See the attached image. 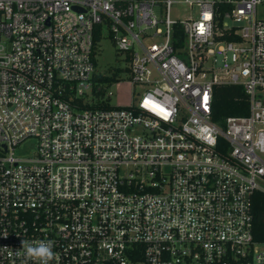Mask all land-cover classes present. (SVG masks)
Segmentation results:
<instances>
[{"label": "built area", "instance_id": "built-area-1", "mask_svg": "<svg viewBox=\"0 0 264 264\" xmlns=\"http://www.w3.org/2000/svg\"><path fill=\"white\" fill-rule=\"evenodd\" d=\"M97 31L141 88L129 106L84 99ZM221 84L248 115L213 120ZM258 192L264 0H0V264H38L39 240L50 264H264Z\"/></svg>", "mask_w": 264, "mask_h": 264}, {"label": "rangeland", "instance_id": "rangeland-1", "mask_svg": "<svg viewBox=\"0 0 264 264\" xmlns=\"http://www.w3.org/2000/svg\"><path fill=\"white\" fill-rule=\"evenodd\" d=\"M173 14L174 16L185 18L190 14H196V9H194L193 13L188 5L180 4L174 8ZM93 58L97 73L108 76L117 75L119 79L104 83V93L93 94L89 92L88 95H84L85 101L90 103L103 102L108 103L110 106H129L133 104L137 95L141 93V88L132 83L127 70L128 62L125 53L118 51L108 32H104L101 38L95 41ZM22 152L35 154L36 142L33 141L31 146L22 150Z\"/></svg>", "mask_w": 264, "mask_h": 264}, {"label": "trees", "instance_id": "trees-1", "mask_svg": "<svg viewBox=\"0 0 264 264\" xmlns=\"http://www.w3.org/2000/svg\"><path fill=\"white\" fill-rule=\"evenodd\" d=\"M101 38L100 32H96L95 41ZM116 76V75H115ZM99 83L113 81V76L96 73L95 78ZM104 86L95 93H104ZM92 107H112L108 103H96ZM249 114L248 98L241 85L221 84L214 89L213 120L222 124L230 115L246 116ZM254 236L257 241H264V193L258 192L254 198Z\"/></svg>", "mask_w": 264, "mask_h": 264}, {"label": "clouds", "instance_id": "clouds-1", "mask_svg": "<svg viewBox=\"0 0 264 264\" xmlns=\"http://www.w3.org/2000/svg\"><path fill=\"white\" fill-rule=\"evenodd\" d=\"M22 248L25 255L29 259L37 261L38 264H50L54 259L58 260V256L53 251V244L51 241H22Z\"/></svg>", "mask_w": 264, "mask_h": 264}, {"label": "snow or ice", "instance_id": "snow-or-ice-1", "mask_svg": "<svg viewBox=\"0 0 264 264\" xmlns=\"http://www.w3.org/2000/svg\"><path fill=\"white\" fill-rule=\"evenodd\" d=\"M207 18V17H206Z\"/></svg>", "mask_w": 264, "mask_h": 264}]
</instances>
